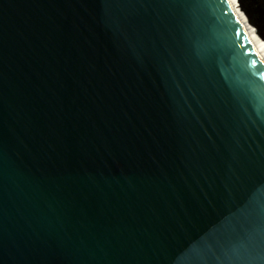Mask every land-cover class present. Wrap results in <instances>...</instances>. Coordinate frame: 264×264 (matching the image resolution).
I'll list each match as a JSON object with an SVG mask.
<instances>
[{
    "label": "water",
    "instance_id": "obj_1",
    "mask_svg": "<svg viewBox=\"0 0 264 264\" xmlns=\"http://www.w3.org/2000/svg\"><path fill=\"white\" fill-rule=\"evenodd\" d=\"M0 264H264V65L228 0H0Z\"/></svg>",
    "mask_w": 264,
    "mask_h": 264
},
{
    "label": "bare ground",
    "instance_id": "obj_2",
    "mask_svg": "<svg viewBox=\"0 0 264 264\" xmlns=\"http://www.w3.org/2000/svg\"><path fill=\"white\" fill-rule=\"evenodd\" d=\"M228 1L231 4L232 10L234 11L235 15L239 19L243 29L245 30V33H246L247 37L249 38L256 55L260 58V60L262 61L263 65H264V44L257 42L255 35L261 42H264V41H262L261 37L259 36V34L257 32H254V30H253L254 26L249 22L248 17L246 16L247 17V20H246V17L242 13H240V10H241L245 14V12L242 10V8L240 7V10H239V8H238V10L236 9V7H238L237 5H235V3L237 4V0H228ZM240 16H241V18H240ZM251 26H253V27H251ZM248 27H250V28H248Z\"/></svg>",
    "mask_w": 264,
    "mask_h": 264
},
{
    "label": "rangeland",
    "instance_id": "obj_3",
    "mask_svg": "<svg viewBox=\"0 0 264 264\" xmlns=\"http://www.w3.org/2000/svg\"><path fill=\"white\" fill-rule=\"evenodd\" d=\"M235 5H237L238 7H236V9L238 10V8H239V10H240V6H239V4H238V1H237V4L235 3ZM240 13H242L245 17H246V14H244L241 10H240ZM240 18H241V16H240ZM243 19V18H242ZM246 20H247V17H246ZM251 27H253V26H251ZM248 28H250V27H248ZM254 29V32H257V30H255L256 28L255 27H253ZM255 34V33H254ZM257 34V33H256ZM255 38L257 39V42H260V43H263L264 44V42H261L257 37H256V35H255ZM262 41H264L263 39H262Z\"/></svg>",
    "mask_w": 264,
    "mask_h": 264
}]
</instances>
